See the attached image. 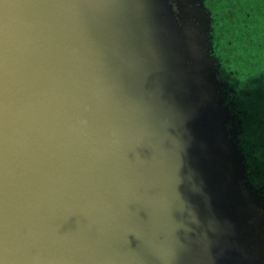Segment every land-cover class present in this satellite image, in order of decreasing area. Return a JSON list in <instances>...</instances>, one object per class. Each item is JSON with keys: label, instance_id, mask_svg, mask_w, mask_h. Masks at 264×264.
Returning a JSON list of instances; mask_svg holds the SVG:
<instances>
[{"label": "water", "instance_id": "95a60500", "mask_svg": "<svg viewBox=\"0 0 264 264\" xmlns=\"http://www.w3.org/2000/svg\"><path fill=\"white\" fill-rule=\"evenodd\" d=\"M203 1L0 0V264H264Z\"/></svg>", "mask_w": 264, "mask_h": 264}, {"label": "trees", "instance_id": "16d2710c", "mask_svg": "<svg viewBox=\"0 0 264 264\" xmlns=\"http://www.w3.org/2000/svg\"><path fill=\"white\" fill-rule=\"evenodd\" d=\"M217 80L250 183L264 194V0H204Z\"/></svg>", "mask_w": 264, "mask_h": 264}, {"label": "flooded vegetation", "instance_id": "af4514ba", "mask_svg": "<svg viewBox=\"0 0 264 264\" xmlns=\"http://www.w3.org/2000/svg\"><path fill=\"white\" fill-rule=\"evenodd\" d=\"M260 195L264 196V194L262 192H260ZM260 201L264 202V198H261Z\"/></svg>", "mask_w": 264, "mask_h": 264}]
</instances>
